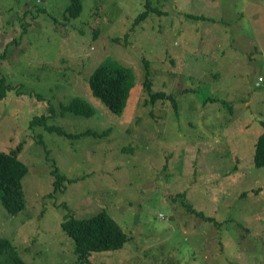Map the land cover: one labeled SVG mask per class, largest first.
Listing matches in <instances>:
<instances>
[{"label": "rangeland", "instance_id": "374dc122", "mask_svg": "<svg viewBox=\"0 0 264 264\" xmlns=\"http://www.w3.org/2000/svg\"><path fill=\"white\" fill-rule=\"evenodd\" d=\"M79 2L65 18L69 0H0V75L12 86L0 98V152L18 148L26 167L24 207L11 215L0 203V237L25 264H76L60 221L105 211L126 239L92 264H264V166L253 163L264 0ZM107 58L132 71L121 114L87 85ZM146 72L176 106L149 101ZM74 95L95 112L61 113ZM53 168L63 190L52 191Z\"/></svg>", "mask_w": 264, "mask_h": 264}, {"label": "trees", "instance_id": "16d2710c", "mask_svg": "<svg viewBox=\"0 0 264 264\" xmlns=\"http://www.w3.org/2000/svg\"><path fill=\"white\" fill-rule=\"evenodd\" d=\"M81 4L79 0H69V4L63 11L65 18H74L79 15ZM150 9L142 12V18ZM190 18V17H189ZM4 52V51H3ZM3 53L0 54V59ZM144 85L149 94V101L153 102L157 98H168L176 106V98L173 93L159 89L153 91L147 81V72L144 76ZM133 76L130 68L113 60L105 59L99 64L87 78L88 88L94 96L98 97L109 111L121 114L125 107V101L129 89L133 86ZM12 89L10 83L0 75V98L5 91ZM205 100L213 97H204ZM60 112H69L74 115L88 117L95 112V108L89 102L74 95L68 102H59ZM48 116L40 115L34 119L37 124L43 125L48 131H56L62 135H69L60 129L45 124ZM34 120H31V122ZM262 130L257 135L253 163L256 167L264 166V123L261 122ZM79 132L74 135L81 134ZM18 148L9 150L7 153L0 152V203L4 210L11 215L16 214L24 207V197L21 188V178L26 173L25 165L17 159ZM55 180L53 182V192L63 190L62 185L65 178L59 174L56 168L51 172ZM51 191V192H52ZM187 209L195 216H199L204 221H212V218L204 216L199 211H193L188 204L184 203ZM61 230L73 241V254L76 264H92L89 257L93 252L117 250L123 246L126 239L124 231L118 223L112 219L105 211H100L95 215L86 218L67 217L60 221ZM7 256L11 264H25L15 253L10 242L0 237V255ZM0 264L3 262L0 261Z\"/></svg>", "mask_w": 264, "mask_h": 264}]
</instances>
